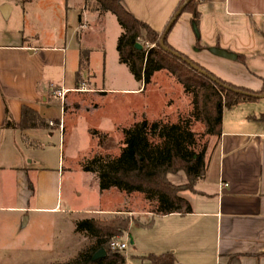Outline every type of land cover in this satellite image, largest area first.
Returning a JSON list of instances; mask_svg holds the SVG:
<instances>
[{"label": "crops", "instance_id": "crops-1", "mask_svg": "<svg viewBox=\"0 0 264 264\" xmlns=\"http://www.w3.org/2000/svg\"><path fill=\"white\" fill-rule=\"evenodd\" d=\"M8 1L0 6V16L5 18H10L18 6ZM88 1L66 0L68 13L77 17L76 56L69 55L60 26L43 36L47 44L41 45L31 41L34 36L40 37L35 30L29 34L0 30V212L16 217L31 212L66 213L59 206L63 172L35 163L54 145L49 142L51 131L57 130L64 137L67 95L118 90L102 85L94 67H90L91 53L100 49L89 48L87 43L95 24L109 13L92 11ZM120 1L136 18L161 33L181 0ZM198 1V34L192 14L184 12L169 31L168 43L219 78L260 91L264 78V0ZM214 48L235 58L219 56ZM117 62L128 69L120 62L118 51ZM105 72L106 67H102L101 74ZM85 78L90 79L89 87L83 81L80 84ZM144 118L150 122L168 119L151 120L143 112L131 119L130 125L119 126L118 131L122 133ZM49 122L56 124L50 126ZM221 131L208 147L205 176L193 190L181 192L192 212L158 215L149 209L128 212L120 208L88 212H103L101 216L109 215L107 219L135 215L130 222L144 226L150 236L153 252L148 254L173 253L177 264H264V98L225 108ZM85 173L95 178L99 188L96 174ZM168 178L175 185L187 183L184 172L169 174ZM123 194L125 199L129 197ZM142 199L146 201L143 195ZM80 219L74 218L71 224Z\"/></svg>", "mask_w": 264, "mask_h": 264}, {"label": "rangeland", "instance_id": "rangeland-1", "mask_svg": "<svg viewBox=\"0 0 264 264\" xmlns=\"http://www.w3.org/2000/svg\"><path fill=\"white\" fill-rule=\"evenodd\" d=\"M4 1L0 0V6ZM8 2L18 6L10 18H5L1 14V31L23 30L29 34L35 30L39 32L40 37L34 36L31 41L33 44L41 45L47 44L43 36L52 33L55 26H60L64 32L63 41L66 40L69 55L76 56L77 17L73 12L68 13L66 0ZM87 7L94 12L98 10L103 13L95 0H89ZM108 13L107 18L95 24L90 42L87 43L89 48L94 46L100 49L91 53L89 62L90 67H94L97 72L102 85L107 89L118 90L108 91L109 93L72 92L67 95L64 137L63 133L60 136L57 130L51 131L53 137L49 142L54 145L46 152H42L39 161L35 163L53 170L59 168L63 172L59 206L66 213L62 216L60 213L31 212L16 217L7 211L0 212V264H67L93 243V239L86 233L75 230L77 221L74 225L71 224L74 218L85 219L87 218L85 216L90 215L99 220L109 218V215L101 216L103 212L88 210L114 208L128 212L148 210L149 204L142 199L140 193H134L125 199L124 194L117 189L101 191L97 188L95 178L83 172L82 163L95 155L119 154L124 134L118 131V127L130 125L131 119L143 112L148 119L164 117L168 118L166 121L169 122L191 115L193 110L191 95L185 93L183 87L167 71L156 72L153 81L143 92L141 83L132 78L125 66L119 65L116 42L122 28L116 16ZM138 42L147 46L143 40ZM102 67H106L105 75L101 74ZM82 81L86 85H91L89 78L82 79L80 84ZM57 101L60 103V99ZM57 112L54 114H58ZM55 124L54 122L51 125L49 122L50 126ZM191 129L202 135L204 125L193 121ZM213 138L215 139L204 135L200 143L202 145L206 142L209 147ZM127 217L135 218V215ZM147 232L144 226L131 221L128 232L123 237H116L127 245L125 252H122L127 256V264L147 263L143 256H131L153 252L150 249L151 241Z\"/></svg>", "mask_w": 264, "mask_h": 264}, {"label": "trees", "instance_id": "trees-1", "mask_svg": "<svg viewBox=\"0 0 264 264\" xmlns=\"http://www.w3.org/2000/svg\"><path fill=\"white\" fill-rule=\"evenodd\" d=\"M95 1L102 12H111L116 16L122 28L116 45L119 60L128 67L134 78L146 88L156 72L167 71L183 87L185 93L191 95L193 110L190 117L179 118L177 122H150L146 118L136 122L123 130V145L119 154L95 155L82 163V170L96 174L101 191L113 188L128 196L142 194L149 204V210L155 214L190 213L192 206L181 192L193 190L198 180L205 176L208 147L206 142L201 145V138L204 135L219 138L225 108L257 100V97L246 93L263 94L264 78L260 91L237 86L198 65L168 43L169 31L184 12L192 14V24L198 29V0H190L186 4L187 0H181L161 33L126 10L120 0ZM174 18L175 21L164 39L165 47H162L160 40ZM139 40H143L147 46L138 49L136 44ZM187 59L207 74L191 67L186 62ZM6 118L9 124L8 108ZM193 121L204 125L202 135L191 129ZM178 172H184L186 184L175 185L169 180V174ZM129 225L130 219L121 216L108 220L85 218L77 221L75 230L86 233L93 239V243L67 264H126L125 255L122 251L113 250L110 242L128 232ZM101 249L106 250V256L93 260L95 253ZM143 257L147 260L145 264H177L175 255L170 252Z\"/></svg>", "mask_w": 264, "mask_h": 264}, {"label": "water", "instance_id": "water-1", "mask_svg": "<svg viewBox=\"0 0 264 264\" xmlns=\"http://www.w3.org/2000/svg\"><path fill=\"white\" fill-rule=\"evenodd\" d=\"M190 0H187L186 2H185V4L187 3V2H189ZM180 14V12L176 15V17L178 16ZM5 16H6V13L4 14ZM175 17V18H176ZM175 18L170 22V24L168 25V27H167V29L165 30V33H164V35L162 36V38H161V40H160V45L162 46V47H165V43H164V39H165V36H166V34H167V32L169 31V29H170V27L172 26V24L174 23V21H175ZM193 28H194V30L196 31V33L198 34V29H197V27L193 24ZM136 47L138 48V49H142L143 48V45L141 44V43H137L136 44ZM212 51L215 53V54H217V55H219V56H223V57H226V58H231V59H234L235 58V55H233L232 53H228V52H226V51H224V50H219V49H212ZM175 55H177V56H179V54L178 53H176V52H173ZM186 62L191 66V67H193L194 69H196V70H198V71H200L201 73H204V74H207L206 73V71H204L203 69H201L197 64H195L194 62H192V61H190V60H186ZM212 78V80H214L215 82H217V83H220L216 78H214V77H211ZM227 88H229V89H231V90H234V91H236V92H240L239 90H236V89H234V88H232V87H229V86H226ZM247 95H249V96H254V97H257V98H264V93L263 94H251V93H246ZM106 256V250L105 249H101V250H99V251H97L96 253H95V255H94V257H93V260H98V259H101V258H104Z\"/></svg>", "mask_w": 264, "mask_h": 264}, {"label": "built area", "instance_id": "built-area-1", "mask_svg": "<svg viewBox=\"0 0 264 264\" xmlns=\"http://www.w3.org/2000/svg\"><path fill=\"white\" fill-rule=\"evenodd\" d=\"M59 95H61V93H59ZM63 95V93H62ZM51 125L54 124V122H50ZM110 246L113 250H119L124 252L127 245L125 242H123L122 240H119L118 238H114L111 242H110Z\"/></svg>", "mask_w": 264, "mask_h": 264}]
</instances>
